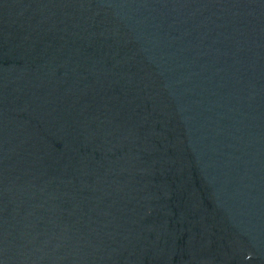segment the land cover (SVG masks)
<instances>
[{
  "label": "water",
  "instance_id": "obj_1",
  "mask_svg": "<svg viewBox=\"0 0 264 264\" xmlns=\"http://www.w3.org/2000/svg\"><path fill=\"white\" fill-rule=\"evenodd\" d=\"M0 264H264V0H0Z\"/></svg>",
  "mask_w": 264,
  "mask_h": 264
}]
</instances>
